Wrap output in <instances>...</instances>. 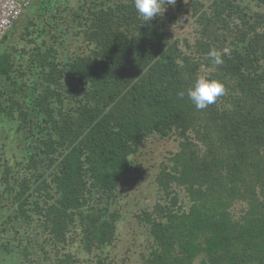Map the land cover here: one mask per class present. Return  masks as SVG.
<instances>
[{
	"label": "trees",
	"instance_id": "trees-1",
	"mask_svg": "<svg viewBox=\"0 0 264 264\" xmlns=\"http://www.w3.org/2000/svg\"><path fill=\"white\" fill-rule=\"evenodd\" d=\"M161 2L147 24L133 0H38L19 19L0 53L14 264H119L122 184L152 137L179 145L129 224L141 264H264V0ZM199 76L225 86L202 110L187 96Z\"/></svg>",
	"mask_w": 264,
	"mask_h": 264
},
{
	"label": "rangeland",
	"instance_id": "rangeland-1",
	"mask_svg": "<svg viewBox=\"0 0 264 264\" xmlns=\"http://www.w3.org/2000/svg\"><path fill=\"white\" fill-rule=\"evenodd\" d=\"M34 0L33 2H37ZM29 10L23 14H27ZM21 19V18H20ZM183 17L181 24L177 27L176 33L181 36H187L188 24L184 21ZM22 29L20 20L17 21L15 27L9 31L6 37L0 40V53L11 44L14 40H17V36ZM3 140H7L6 136L3 135L0 139V145L3 144ZM178 139L176 137L170 139H159L149 138L140 147L138 154L134 157V168L132 172L124 179L121 190V204L123 208V221L120 228V241L116 247L118 258L120 259L119 264H124L123 260L128 264H141L140 251L142 247L140 242H143L142 236H138V244H133V240L136 237L133 232L130 222H134V214L138 213L144 208H148L153 205L157 200V190L154 184V176L158 170L159 165L165 159L170 152L178 150ZM11 154V149L7 148ZM1 211L6 208L0 207ZM0 230V264H14V260L17 258L15 255L7 254L6 249L2 248V244H10L9 246L15 247L18 244L16 239L15 230L11 227V224L6 222L5 228ZM135 227V226H134ZM140 233V232H139ZM11 247V248H12ZM128 261L125 260L128 258ZM40 257H35L28 264H42L40 263ZM18 259H16L17 261Z\"/></svg>",
	"mask_w": 264,
	"mask_h": 264
},
{
	"label": "clouds",
	"instance_id": "clouds-1",
	"mask_svg": "<svg viewBox=\"0 0 264 264\" xmlns=\"http://www.w3.org/2000/svg\"><path fill=\"white\" fill-rule=\"evenodd\" d=\"M133 2L139 18L146 22L144 24H147L149 21L151 22L154 17L161 15V0H133ZM175 3L176 0H167L168 5H174ZM228 52L229 50L227 48L222 51L213 48L209 51L208 56L215 65L219 66L225 63L224 56ZM224 92L225 86L222 81L199 76L192 86L187 89V96L197 109L202 110L214 104ZM178 95L183 98L185 92L181 91Z\"/></svg>",
	"mask_w": 264,
	"mask_h": 264
},
{
	"label": "built area",
	"instance_id": "built-area-1",
	"mask_svg": "<svg viewBox=\"0 0 264 264\" xmlns=\"http://www.w3.org/2000/svg\"><path fill=\"white\" fill-rule=\"evenodd\" d=\"M34 0H0V40L23 16Z\"/></svg>",
	"mask_w": 264,
	"mask_h": 264
}]
</instances>
